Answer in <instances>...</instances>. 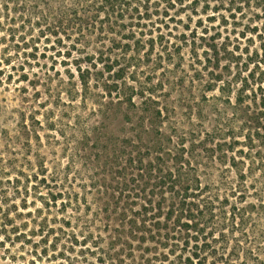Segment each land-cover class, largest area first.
Masks as SVG:
<instances>
[{
  "label": "trees",
  "instance_id": "trees-1",
  "mask_svg": "<svg viewBox=\"0 0 264 264\" xmlns=\"http://www.w3.org/2000/svg\"><path fill=\"white\" fill-rule=\"evenodd\" d=\"M0 33L14 43L7 66L23 50L21 68L41 59L72 60L84 88L89 69L101 66L108 74L100 120L80 127L77 150L63 168L51 172L42 160L30 174L27 159L0 157V247L11 262L25 258L11 254L20 246L34 255L32 264H67L60 243L90 242L101 251L100 264H264V227L254 221L264 215V182L255 163L245 156L239 167L233 158L234 179L231 170L216 174V166L203 165L195 142L190 150L185 135L164 130V109L132 83L140 64L173 37L192 40L193 51L201 42L206 70L213 75L223 62L227 70L237 67L241 91L264 96V0H0ZM220 82V74L209 81L212 87ZM92 138L93 161L105 156L119 181L111 201L90 220L92 204L76 191L71 174L80 175L78 160L88 171L91 159L80 152ZM258 152L263 166L264 149ZM91 184L99 190L95 179ZM111 209L119 225L106 242L96 218ZM105 244L128 253L115 261Z\"/></svg>",
  "mask_w": 264,
  "mask_h": 264
},
{
  "label": "rangeland",
  "instance_id": "rangeland-1",
  "mask_svg": "<svg viewBox=\"0 0 264 264\" xmlns=\"http://www.w3.org/2000/svg\"><path fill=\"white\" fill-rule=\"evenodd\" d=\"M4 35L0 33V157L8 160L15 153L22 162L27 159L30 174L39 169V163L43 160L54 172L55 168H63L68 163L69 155L77 150L80 127L100 120L96 112L102 101H107L102 85L107 82L108 74L100 73L101 66L89 69L90 73H86L89 85L84 88L72 60L62 64L63 57H58L53 64L51 60L41 59L40 64L21 68L25 60L23 50H20V57L13 58L12 66H7L4 59L14 53V43L9 39L3 40ZM170 39L163 47L166 45L164 49H169L168 52L174 53V56L161 52L163 47L158 45L149 62H143L137 68L133 85L145 95H152L164 109V130L185 135L190 150L195 142L194 151L203 156V165L216 166V174L231 170L228 174L234 179L233 158L242 167L241 161L246 156L245 161L255 163L257 177L264 182V176H261L264 175V164L261 165L258 152L264 149L262 92L258 91L257 96L250 90L242 92L240 72L237 67L227 70L224 68L225 62L219 70H212V75L209 72L211 69L204 68L205 48L200 45L201 42H197L196 51H193L195 46L192 40L185 44L180 39ZM40 48L42 50V46ZM13 66L16 68L13 69ZM82 66L83 70L89 68L86 64ZM246 73L241 72V77ZM23 74L28 76V81H22ZM218 74L222 75L224 83L212 87L209 81ZM136 101L139 103L140 99ZM106 123L111 124L112 121ZM121 133L123 131L118 135L122 136ZM26 138L31 148L27 146ZM94 142L92 138L87 150L80 152L81 157L91 159L86 164L88 171L78 160L76 166L80 169V175L71 174L76 177L73 178L76 191L82 196L86 195L92 204L88 216L90 220L98 207H104L106 201H111L119 181L114 179V170L105 167V156L100 162L93 161L97 153ZM92 178L99 183V190L96 185L91 186ZM106 215H109L108 219ZM254 219L257 228L264 227V215H255ZM118 221L112 209L109 214L100 212L96 218L95 227L107 235L106 242L116 236L114 229L119 225ZM105 245V252L115 261L124 259L128 253L119 247L111 249L108 244ZM11 250L12 255H23L25 258L11 262L7 257L9 254L0 247V264L33 263L34 255L25 253L20 246ZM60 251H67V264H100L97 257L101 251L96 250L90 242L71 248L60 243ZM136 263L139 264L140 260H136ZM35 264L41 263L37 261Z\"/></svg>",
  "mask_w": 264,
  "mask_h": 264
}]
</instances>
